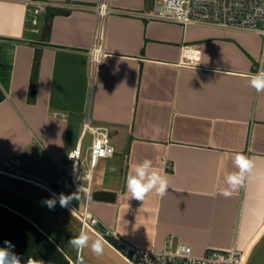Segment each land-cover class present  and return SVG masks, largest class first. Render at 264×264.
Listing matches in <instances>:
<instances>
[{"label":"crops","instance_id":"crops-1","mask_svg":"<svg viewBox=\"0 0 264 264\" xmlns=\"http://www.w3.org/2000/svg\"><path fill=\"white\" fill-rule=\"evenodd\" d=\"M44 1L35 31L33 2L0 0L1 182L30 189L32 200L52 198L40 183L54 181L89 120L108 128L115 147L93 169L91 208L102 225L141 247H161L173 235L196 252L238 247L243 264H264V93L249 86L263 35L148 18L143 12L155 0H110L117 10L108 16L106 54L91 83L98 0ZM188 45L200 50L194 64L182 62ZM91 143L88 131L81 139L86 156ZM236 153L253 168L225 196V175L239 171ZM144 159L167 176L168 193L128 199L126 177ZM0 203L30 219L74 262L59 242L80 226L67 207L56 203L71 222L57 224L55 238L34 208Z\"/></svg>","mask_w":264,"mask_h":264},{"label":"built area","instance_id":"built-area-1","mask_svg":"<svg viewBox=\"0 0 264 264\" xmlns=\"http://www.w3.org/2000/svg\"><path fill=\"white\" fill-rule=\"evenodd\" d=\"M34 3L30 8L29 21L33 29L38 31L40 17L45 11L47 2L44 0H26ZM96 21L93 38L88 50L89 76L91 83L98 78L104 56L106 54L107 21L110 13L116 11L110 0H98L96 3ZM151 19L190 24H209L222 28L253 30L264 37V0H155L153 5L143 12ZM200 58V50L188 45L184 50L183 63L194 64ZM264 68V53L257 65L256 72ZM92 133V143L89 148V166L82 172L83 156L81 139L86 132ZM115 147L111 142L106 126H95L89 120L84 123L81 138L77 145L68 152V162L58 166V174L52 183H40L51 194L71 195L78 192L76 205L73 201L68 209L80 221L81 231L90 230L102 237L129 264H243L245 250L238 247L220 249L209 247L203 252H196L193 245L176 240L169 235L161 247H141L131 244L117 235L108 227L102 225L100 218L93 212V169L101 157L113 156ZM82 179L87 182L83 183ZM115 238V242L108 239ZM76 264V263H75Z\"/></svg>","mask_w":264,"mask_h":264},{"label":"clouds","instance_id":"clouds-1","mask_svg":"<svg viewBox=\"0 0 264 264\" xmlns=\"http://www.w3.org/2000/svg\"><path fill=\"white\" fill-rule=\"evenodd\" d=\"M249 86L257 93H264V68L249 77ZM233 163L238 172L226 174L224 182L227 185L223 195L229 196L231 193L229 189H234L245 178L246 173H249L253 168L252 160L243 153H236L233 157ZM169 181L167 176L162 175L153 166L150 159H144L136 163L126 177V190L129 193L128 199L134 198L136 200L144 201L145 198L152 193L163 197L168 192ZM81 189L71 195H64L60 193L58 196L53 195L52 198L43 201V203L50 209L54 208L59 202L61 207H68L73 199L79 198ZM5 246L0 247V264H24L21 257L13 251L14 245L11 241H5ZM69 244L79 253L82 249L89 247L92 253L96 256H101L104 252V240L102 237H97L92 240L91 237L84 231H81L78 236L72 237ZM27 264H44L42 260H35L30 258ZM76 264H84L83 258L78 255ZM228 264H231L229 261Z\"/></svg>","mask_w":264,"mask_h":264},{"label":"trees","instance_id":"trees-1","mask_svg":"<svg viewBox=\"0 0 264 264\" xmlns=\"http://www.w3.org/2000/svg\"><path fill=\"white\" fill-rule=\"evenodd\" d=\"M39 54L35 57L34 71L38 68ZM36 86L33 75L30 95H33ZM76 205L77 199L72 200ZM108 239L115 242V238L108 235ZM5 241H11L13 251L17 253L24 264L32 258L42 260L44 264H72L67 254L35 223L21 213L10 209L0 203V247H4Z\"/></svg>","mask_w":264,"mask_h":264},{"label":"rangeland","instance_id":"rangeland-1","mask_svg":"<svg viewBox=\"0 0 264 264\" xmlns=\"http://www.w3.org/2000/svg\"><path fill=\"white\" fill-rule=\"evenodd\" d=\"M83 156H85L84 153ZM89 162V156L87 155L82 167L83 173H85L86 169L88 168ZM82 182L86 183L87 181L82 179ZM29 191L30 189L19 186L17 183H15V181L4 185L1 182L0 177V198L13 206L20 208L21 210H25L24 212H33L34 208V212L39 223L44 226V228L48 230L50 234L57 238L54 235V230L56 229L57 224H60L62 227H64L63 224L65 225L66 223L71 222L69 214L62 212L56 205L54 208L50 209L43 203L42 200H32L33 198L29 194ZM75 217L77 216L75 215ZM79 228L75 231L73 236L70 232L65 230L66 234H64L63 238L64 243L59 241L69 256L74 258V262H71L72 264L77 262L76 257L78 252L69 244V240L72 237L79 235L81 232V229ZM85 232L91 237L92 240L96 239L94 236L92 238V234L89 232V230H86ZM79 256L83 258L84 264H129L106 241H104V252L101 256L94 255L90 249V246L82 249Z\"/></svg>","mask_w":264,"mask_h":264},{"label":"water","instance_id":"water-1","mask_svg":"<svg viewBox=\"0 0 264 264\" xmlns=\"http://www.w3.org/2000/svg\"><path fill=\"white\" fill-rule=\"evenodd\" d=\"M78 255H80V253Z\"/></svg>","mask_w":264,"mask_h":264}]
</instances>
